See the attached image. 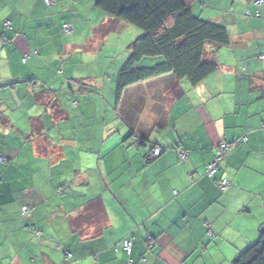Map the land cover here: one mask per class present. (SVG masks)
Listing matches in <instances>:
<instances>
[{"label":"crops","instance_id":"obj_1","mask_svg":"<svg viewBox=\"0 0 264 264\" xmlns=\"http://www.w3.org/2000/svg\"><path fill=\"white\" fill-rule=\"evenodd\" d=\"M182 1L227 28L229 44L206 47L217 69L197 85L153 77L117 98L140 29L129 35L134 25L96 0H0V264H123L128 235L133 264H231L258 238L264 0ZM221 142L235 146L209 177ZM94 199L103 209L91 214Z\"/></svg>","mask_w":264,"mask_h":264},{"label":"trees","instance_id":"obj_2","mask_svg":"<svg viewBox=\"0 0 264 264\" xmlns=\"http://www.w3.org/2000/svg\"><path fill=\"white\" fill-rule=\"evenodd\" d=\"M96 5L112 18L142 31L130 45V55L117 75V98L128 86L164 74L187 79L191 85L199 84L218 67L207 45L223 46L230 41L223 24L195 15L182 0H96ZM101 28L109 31V27ZM159 55L162 61L149 67L138 66L143 57ZM102 209L101 201L94 199L85 210L92 214ZM86 219L81 213L71 224L77 228ZM231 264H264V229Z\"/></svg>","mask_w":264,"mask_h":264},{"label":"built area","instance_id":"obj_3","mask_svg":"<svg viewBox=\"0 0 264 264\" xmlns=\"http://www.w3.org/2000/svg\"><path fill=\"white\" fill-rule=\"evenodd\" d=\"M261 2V0H257L255 2V4H259ZM252 13L250 10H247L246 11V16H250ZM259 12L256 13V15H258ZM5 25H9V22L6 21L5 22ZM72 30V25L71 24H65L63 25L62 27V32L65 33V34H68L70 33ZM26 59V58H24ZM259 59H262L264 60V53L260 54L259 55ZM235 146V143H226V142H221L218 146V149H217V153H216V157L215 159L210 162L207 166H206V170H205V173L207 176L209 177H213L219 167V163L221 161L222 158H224V156L229 153L231 150H233ZM161 153V149L159 147H155L153 150H152V154L154 156H158L159 154ZM186 156V151L182 150L180 151V157L181 158H185ZM1 161L5 160L4 157H1L0 158ZM219 185L221 186V188H225L229 182L228 180L226 179H220L219 181ZM28 211V207L27 206H24L22 207V212L23 214L27 213ZM153 246L152 243H149V248H151ZM121 248L123 251L126 252L128 258L127 260L123 263V264H133L132 263V259L130 258V255H131V249H132V242H131V236H125L122 238L121 240ZM66 256H69V253L66 254Z\"/></svg>","mask_w":264,"mask_h":264},{"label":"rangeland","instance_id":"obj_4","mask_svg":"<svg viewBox=\"0 0 264 264\" xmlns=\"http://www.w3.org/2000/svg\"><path fill=\"white\" fill-rule=\"evenodd\" d=\"M208 4L209 3H211L212 5H210V6H213V7H216V6H218V4H223V3H225L224 4V6H226V7H228L229 6V4L231 5V4H234V3H231L233 0H205ZM228 6H227V5ZM248 18H249V16H247ZM241 25H242V21H241V23H240ZM133 29H136V30H138L139 28H137L136 26H131L130 28H128V32H129V35H132L134 32H133ZM135 31V30H134ZM135 34V33H134ZM115 39L117 38L115 35L113 36ZM123 64H125V63H123ZM122 66H124V65H122ZM93 110V109H92Z\"/></svg>","mask_w":264,"mask_h":264}]
</instances>
